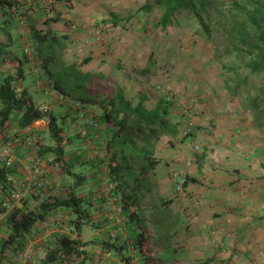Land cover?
<instances>
[{
  "label": "crops",
  "instance_id": "crops-1",
  "mask_svg": "<svg viewBox=\"0 0 264 264\" xmlns=\"http://www.w3.org/2000/svg\"><path fill=\"white\" fill-rule=\"evenodd\" d=\"M10 1V6L0 2V7L5 8L7 6L9 11L17 16L18 23L14 25L9 23V27L7 24L0 25V51L4 52L0 56V83L8 75H17L19 70L21 73L18 77L19 79L14 82L15 89L18 92L25 90L40 109L46 106L47 112L55 114L58 117V121L63 122V130L60 133L61 142L57 144L50 136L47 117L34 121L26 127H20L16 123L15 117L0 125V142L12 139L14 141L13 151L18 158L10 167L11 173L8 183L0 184V201L6 196L10 185L24 180L26 176L25 163L38 157L41 161L42 173L50 190L45 191L47 196L39 195L38 192H27L19 207L32 209L36 208L41 202L49 203L56 197L58 199L63 198L69 191L74 192L76 186V180L73 176L74 184L66 183V175L68 174L66 168L75 174H81L83 180L79 185L87 182V186L85 185L86 188L82 189L81 192L74 193L82 199V209L87 213V218L89 217L94 222L93 227L97 229L99 236L96 233H94L95 235H89V238L93 241L92 244H94L89 247L84 242L86 240L83 238V229L80 228V231L76 230L75 239L84 243L78 250H82L88 256V258L87 256L85 258L86 264L88 262L92 263L94 253L101 251L102 246L108 244L106 235L109 230H118V234L121 232L125 233L129 239H134L136 244H138L137 240L140 239L139 234L142 233L144 241L141 248H136L137 252H135L136 250L133 247H131V252V248L130 250L128 249L130 245L125 241L127 245L126 253L131 255V257L125 256L124 260L122 259L124 253L123 244L118 241L110 242L113 245L111 249L114 251V255L119 257V261L112 262L111 259L107 264H264V201H261L260 198L264 195V187L261 185H264V183H260L264 182V168H261L262 164L260 163L259 166L251 163V166L247 158L242 159L240 158L241 155L236 156L234 151L238 149V144L235 145V142L228 134L233 133L234 130L230 132L231 127L225 125V123L213 128L195 120V126L191 131V140L195 142L194 144L199 142L203 145H199L200 149L198 152H193L191 149L192 158L189 151L188 153L182 151L177 155L173 152V148L167 150L168 154L166 153L167 158L165 161L169 163L170 171L172 172L174 168L182 165L179 169L180 174L192 178L186 186L185 193L175 194L172 185L168 192L171 201L164 202L165 198H162L159 191H157L158 189L155 188L152 193L156 195V200L151 202L148 198V194L151 191V189L148 190L150 184L142 185L135 187L132 192L134 196L131 195V200L138 199H136V204L128 206L127 193H123L122 189H114L116 195H118L117 203L122 204L123 207L121 213L122 222H112L106 218L103 208L105 200L100 198L93 200L91 196L97 186L103 183L104 174L108 173L105 166L108 159L105 143L116 129L111 125L106 126L99 120L101 113L99 106L87 105L89 109L94 110L97 114L94 119L92 114H88L90 119L96 121L94 126L87 123L84 124L91 140L85 143L82 139L83 151L78 147H71L74 145L72 136L76 133L72 116V101H69L70 97H67L66 101H61L60 103H48L50 101L49 89L54 87H51L44 80L38 65L39 62L33 61L32 48L28 45L32 46V34L36 30H31L33 25L32 15L39 13L38 7L40 6L39 8L42 9V2L41 0ZM113 17L117 18L116 16ZM3 21L6 22L4 19ZM28 36L31 38L29 42H27ZM46 42L41 45L37 42V54L40 58L45 53H50V48L47 46L48 41ZM25 48L28 50H25ZM146 65L150 67L151 64L146 62L144 66ZM25 66H28V69L35 74L36 79H29L27 84L24 85ZM105 67L103 68L104 70L100 71L106 72L105 76L112 78L110 83L114 85L113 89H121L123 93H126L127 87L124 85L126 82L114 77L112 67ZM116 67L119 70L122 69L121 67ZM158 70L156 71L157 73ZM44 74L46 75L45 70ZM143 82L144 80L141 81V86L144 85ZM46 85L48 86L46 87ZM100 85H102L100 81L94 83L95 87ZM166 87L176 91L170 80H168ZM103 90V88H99V93H102ZM31 92L34 94L39 92V97L47 96V103L41 105L36 102ZM156 92L159 93L154 98L156 101L158 98H163L167 95L170 100L178 102V107H185L186 105V107H190L189 105L191 104L194 108L197 107V102L194 100L192 102V98H188L183 94L175 96L173 91L174 95L172 96L171 93H163V89L162 92L157 90ZM141 96H145L144 88H142L141 93L138 92L136 96L129 99L134 104ZM144 98L147 103L156 102L148 98L147 95ZM59 104H62V107ZM183 109H180V114L173 109V115L177 119V126L181 125L184 128L187 116L182 113ZM200 112V106L198 105L195 108L196 119L204 115L203 113L200 116ZM16 126L19 132L14 135L12 129ZM173 129H176L175 125H173ZM209 132L214 134H210L211 137L203 136V133L208 134ZM28 136L35 138L37 144L34 143L27 146L25 138ZM157 141L154 143H158ZM56 146L61 150L60 153L56 151ZM174 146L177 148L179 144L174 143ZM103 148L105 151L102 150ZM84 153L85 157H83ZM194 153L197 155L195 156ZM162 158L164 159L165 157L163 156ZM85 159L89 161L92 168L88 176L74 171L75 165H79ZM177 159L180 160V163H177ZM186 160H190L192 166L185 165ZM256 169L261 172L256 171ZM152 173H154L157 181L165 182L162 177L159 179L160 173L157 174L158 172L154 169L149 172L147 177ZM123 177L126 182L130 180L129 183L132 184V177L134 176L131 175V178ZM86 178H88V181H86ZM107 181L110 182L108 179ZM172 181L174 183V178ZM244 181L252 182L250 185L253 195L245 190L234 191L237 188L242 189L241 183ZM258 182L260 185H257ZM36 194L38 202H36ZM118 199L121 201H118ZM60 208L65 209L63 207ZM142 211L145 212V215L142 214ZM131 213L136 214L138 218L136 219ZM72 216L75 217L76 215L74 216L73 214ZM145 216L152 219L154 228H157L158 235H156L154 242L151 238V232L148 230L149 226H147ZM175 226L178 228V232L174 234ZM2 227H5V229ZM0 228H2L0 231V264H35L37 256L42 253L43 246L51 244L52 237L55 234L57 235L56 232H45L40 229L39 223H37L31 233L19 236L17 239V242H20L19 245L15 242L3 248L2 243L7 238L9 230L5 224ZM171 234L177 237H173ZM177 238L180 241L179 243H177ZM30 241L33 243V257L29 262L21 263L17 261L18 249ZM148 246H153V249L158 250L156 257L153 255L152 248L150 252ZM119 247L120 251L116 249ZM145 250L148 251V254L145 253Z\"/></svg>",
  "mask_w": 264,
  "mask_h": 264
},
{
  "label": "rangeland",
  "instance_id": "rangeland-1",
  "mask_svg": "<svg viewBox=\"0 0 264 264\" xmlns=\"http://www.w3.org/2000/svg\"><path fill=\"white\" fill-rule=\"evenodd\" d=\"M147 1L152 2L153 0H41L42 9L39 6V13L34 14V16L32 15L33 25L31 30L36 29L40 32H49V36H53L52 38L54 39L52 40L51 47L52 54L55 56V62L51 63L50 67L60 68L58 70L60 74L74 71V67L69 68L67 66L75 64L82 72L95 76V79L100 80L103 86L113 89L114 85L110 83V79L112 78L106 77V72L100 71L106 68L105 66L112 67L114 77L126 82L124 85L127 87L126 93L129 98L136 96L138 92L141 93L142 88H144L145 96L147 95L148 98L156 101L154 98L159 94L156 90L162 92L163 89V93L165 94L168 92V94L171 93L173 96L175 92V96L183 94L188 98H192V102L193 100L197 102L196 105L197 107L199 105L201 110L200 116L203 113L204 115L196 119L195 108L197 107L194 108L191 106L192 104L189 105L190 107L187 108H189L190 112L186 120H191L192 125L187 130L188 126L186 125H184V128L181 125L177 126V119L173 115V109L180 114L181 110L186 108L187 105L185 107H178V102L173 101L169 110V118L171 123L173 122L172 125L176 126V129L170 134L164 133L160 135L157 139L158 143H155L153 146L152 157L158 160V164L154 170L158 172L157 174L160 173L159 179L162 177L165 182L157 181L154 173H152L149 177H146V182H143V186L150 184L148 188V190L151 189L148 194L149 201L152 202L153 200L154 202L156 200V195H153L152 192L157 188V191L161 194L160 196L165 198L164 202H167V200H171L168 192L172 185L174 191L172 174L174 171L180 174L179 169L182 166L179 165L174 169L171 168L173 170L172 172L170 171L169 163L165 161L168 154L167 150L173 148V152L177 155L182 151H185V153L189 151L192 158L191 146L195 142L191 140V131L195 126V120L198 123L202 122L213 128L220 126L221 123L229 125L231 127L229 131H234L228 134L235 142V145L238 144V149L234 151L236 156L241 155L240 158H247V161L250 164L254 163L255 166H259V163L263 164L264 70L253 72L247 67L246 64L249 58L248 54L243 51L247 46L246 44H240L238 38H233V32L231 33L228 29L233 0L213 1L216 5L212 9V17L208 22L212 34L211 40L205 39L199 30L198 22L194 15L187 10L176 12L172 20L164 26L158 24L163 11L160 9L147 13L142 12L140 8ZM113 16H116L120 20L116 25L111 21ZM9 23L10 25L18 23L17 16L10 12L7 6L5 8L0 7V25L7 24L8 26ZM246 30L249 32L255 31L251 25H247ZM253 36L256 35L254 34ZM29 41H31L30 36L27 38V42ZM32 41V46L28 45L32 48L31 55L34 58L33 61L39 62L38 65L44 80L53 87L51 80L44 74V61L37 54V41L33 37ZM149 56H151V60H148ZM86 59L88 61H85ZM146 62L151 64L150 67H148L149 65L144 66ZM116 66L122 69L119 70ZM24 70L26 73L24 79L25 85L29 79H36V77L28 69V66H25ZM157 70L158 73L156 72ZM99 76L102 77L99 78ZM138 78L141 81L144 80L143 86H141V81ZM168 80H170L176 91L166 87ZM105 92L108 93V90ZM31 94L34 100L41 105L48 101L47 96L39 97V92L36 94L31 92ZM252 98H256V108L250 105L252 104ZM69 99V101H72L71 98ZM57 102L60 103V101ZM59 105L62 107V104ZM86 109L87 113L92 114L94 119L97 115L96 112L87 106ZM77 128L75 124L74 129L77 130ZM210 134L213 135L214 133H203V136L211 137ZM72 141L74 145L72 144L73 146L71 147H78L83 151L81 144L82 137L74 133ZM174 143H178L179 147L175 148ZM197 144L203 145L199 142ZM102 150L105 151L104 148ZM194 155L196 156L197 154L194 153ZM85 156L84 153L83 157ZM163 156L165 157L164 159L162 158ZM85 161L79 165H75L74 171L88 176L92 168L89 161L87 159ZM177 163H180V160ZM105 166L107 167V163ZM190 166H192L191 163ZM256 171L259 170L256 169ZM108 175L107 173V179L114 189H117L115 188L117 180L115 178L111 179ZM66 179L67 184H74L72 176L67 174ZM86 181H88V178H86ZM86 183L76 185L74 192H81L82 189L86 188ZM251 183L244 181L241 183L242 189L237 188L234 191L245 190L253 195ZM257 185H260L259 182ZM261 185L264 187L263 184ZM130 187L135 188L130 183L126 189ZM245 187L246 189H244ZM47 190H50L49 185H46L38 193L39 195H46L47 192L45 191ZM115 196L117 197L118 195L115 193ZM35 198L37 199L36 202H38L37 194ZM260 198L261 201H264V195ZM118 201L121 200L118 199ZM142 214L145 215V212L142 211ZM145 218L147 219L148 230L151 232V238L154 242L156 235H158L157 228H154L152 219H149L147 216ZM75 219L72 220V225L75 234H77L74 223ZM91 221L92 219L88 217L83 220V224L81 225L83 238L86 240L84 242L89 247L94 245L89 235H95L94 233H96L98 236L97 229L93 227L94 222ZM2 228L5 229V227ZM2 228H0V231ZM113 231L116 234L112 242L118 241L123 244L124 253L122 259L124 260L125 256L131 257V255L126 253L127 245L125 241L128 236L123 232L118 234V230ZM177 232L178 228H176L174 234ZM171 235L177 237L173 234ZM55 236L56 234L52 237L51 244L43 246L42 253L37 256L35 264H43L48 252L58 248L54 243L57 237ZM106 238H109L108 231ZM107 242L108 244H112L108 239ZM134 242L135 246H133V249L137 252L136 248H139L140 245L136 244L135 240ZM179 242L178 240L177 243ZM127 243L130 245V242ZM108 244L102 246V248L111 250ZM131 247L130 245L128 249L130 250ZM151 248L153 255L156 257L158 250L153 249V246H148L150 252ZM145 253L148 254V251L145 250ZM85 254L81 250L75 259L74 257L69 258L58 254V259L53 264H57L62 258H65L68 264H79V262L86 258L87 255ZM111 259L112 262L119 261V257L114 255L113 250ZM107 262L108 260L104 264H107ZM87 264L92 263L88 262Z\"/></svg>",
  "mask_w": 264,
  "mask_h": 264
},
{
  "label": "trees",
  "instance_id": "trees-1",
  "mask_svg": "<svg viewBox=\"0 0 264 264\" xmlns=\"http://www.w3.org/2000/svg\"><path fill=\"white\" fill-rule=\"evenodd\" d=\"M213 1L215 0H153L152 2L147 1L140 9L144 13L162 9L163 14L158 23L162 26L169 23L176 12L187 10L194 15L199 30L205 39L211 40L212 34L208 22L212 17V9L216 5ZM0 2H4L8 6L11 5L10 0H0ZM231 13L228 29L231 33L233 32V38L239 39L240 44H246L247 47L243 51L248 54L247 67L253 72L264 70V24H262L264 22V0H233ZM111 21L114 25L120 22L115 17H112ZM247 25H251L255 31L249 32L246 30ZM254 34L256 36H253ZM32 37L40 45L48 41L47 46L50 48V53L42 55V59L44 61L43 68L47 77L53 83V87L59 89L72 100L80 101L85 105L99 106L101 109L99 120L106 126L115 127V132L105 143L109 155L107 160L108 174L111 179L115 178L117 180L115 188L122 189L123 193H127V205L136 204L137 198L131 200V195L134 196L132 192L135 189L134 187L126 189L130 183L126 182L123 176H134L132 177V184L135 187L142 186L143 182H146L147 175L158 164V160L152 157L154 142L160 135L174 132L169 118V108L173 101L166 95L163 98H158L154 103H147L145 96H141L133 104L128 94L123 93L121 89L114 90L103 85L95 87L94 83L100 80L95 79V76L90 75V73L82 72L75 64L67 66L69 68L74 67V71L60 74L58 73L60 68L50 67V64L55 62V56L51 51L53 36H49V32L34 30ZM2 54L4 52L0 51V56ZM148 60H151V56ZM20 73L18 70L17 75H8L0 83V125L15 117L16 123L20 127H26L34 121L47 117L50 136L57 144H60L63 122L58 121L55 114L40 109L25 90L18 92L15 89L14 82L19 79ZM101 77L99 76V78ZM99 88L104 89L102 93H99ZM106 90H108V93L105 92ZM251 101V107L253 105L256 108V98H252ZM57 146L56 151L60 153L61 150ZM262 168H264V163ZM66 171L75 178L76 185H79L83 180L81 174H75L67 168ZM10 173V168L0 166V184L8 183ZM185 179L186 184L192 180L187 175H185ZM81 202L80 197L69 191L63 198L58 199L56 197L49 203L41 202L36 208H15L7 215L4 223L9 233L7 238L3 240V248L15 242L19 245L20 242H17L19 236L31 233L39 220L48 211L58 207H63L76 215L74 220L75 229L80 231L83 224L82 219L87 218V213L82 209ZM131 215L136 219L138 218L136 214L131 213ZM139 235L140 239L137 241L138 245L142 247L144 238L142 233ZM56 236L54 243L58 248L48 252L43 264H53L57 261L58 254L69 258L74 257V259L80 254L78 248L84 243L78 239L62 235ZM108 246L113 247L112 244H108ZM116 249L120 251V247ZM84 261L85 258L79 264H85Z\"/></svg>",
  "mask_w": 264,
  "mask_h": 264
},
{
  "label": "built area",
  "instance_id": "built-area-1",
  "mask_svg": "<svg viewBox=\"0 0 264 264\" xmlns=\"http://www.w3.org/2000/svg\"><path fill=\"white\" fill-rule=\"evenodd\" d=\"M25 50H28L25 48ZM49 102L65 101L66 96L59 89L53 88L49 91ZM72 116L74 123L77 125L76 133L82 137L85 143L90 142V135L88 134L84 124H89L91 126L95 125V120L90 119L87 113L86 105L80 101H72ZM43 110H47L46 106L43 107ZM189 108L183 109V114L187 117L189 116ZM192 125L191 120L186 121L187 130ZM18 127L12 129L14 135L18 134ZM25 143L27 146L37 144L35 138L28 136L25 138ZM14 141L12 139H6L0 142V166L10 168L14 162L18 159L16 154L13 151ZM193 152L199 151V145L193 144L191 146ZM191 161L186 160L185 165H190ZM26 170V176L24 180L10 185L7 190L6 196L0 201V227L5 223L7 215L18 208L25 197L27 192L36 193L46 187L47 181L45 176L42 173L41 161L37 157L25 163L24 165ZM174 178V191L176 194L185 193L186 189V179L184 174H179L173 172ZM103 183L97 186L93 191L91 196L93 200L96 198L104 199V210L106 218L112 222L121 223L122 222V204L117 203V197L114 193L113 185L107 181V173L104 174ZM76 217H73L72 214L66 209L55 208L46 213V215L39 220L40 229L45 232L52 231L56 232L59 235L75 239L74 227L72 225V220ZM116 233L113 230L108 231V241L112 242L114 240V235ZM126 242H130V245L133 247L135 242L130 240L127 237ZM33 243L28 242L22 246L17 251V261L21 263L29 262L33 257ZM112 257V249L101 248V251L94 253L92 257V264H104L107 260L109 261ZM57 264H68L65 258H62L58 261Z\"/></svg>",
  "mask_w": 264,
  "mask_h": 264
},
{
  "label": "clouds",
  "instance_id": "clouds-1",
  "mask_svg": "<svg viewBox=\"0 0 264 264\" xmlns=\"http://www.w3.org/2000/svg\"><path fill=\"white\" fill-rule=\"evenodd\" d=\"M66 99H67V97H66ZM72 101H74V100H72ZM87 106V105H86ZM42 110H43V108H42ZM44 111V110H43ZM44 112H47V110H45ZM71 213V212H70ZM71 214H73V213H71ZM74 216H75V214H74ZM76 217V216H75ZM111 248V247H110Z\"/></svg>",
  "mask_w": 264,
  "mask_h": 264
}]
</instances>
